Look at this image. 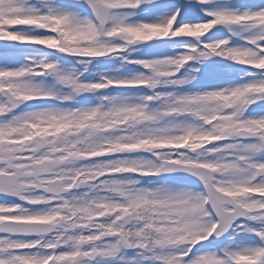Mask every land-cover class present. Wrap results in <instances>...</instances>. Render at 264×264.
Listing matches in <instances>:
<instances>
[{"label": "snow or ice", "instance_id": "snow-or-ice-1", "mask_svg": "<svg viewBox=\"0 0 264 264\" xmlns=\"http://www.w3.org/2000/svg\"><path fill=\"white\" fill-rule=\"evenodd\" d=\"M0 264H264V0H0Z\"/></svg>", "mask_w": 264, "mask_h": 264}]
</instances>
